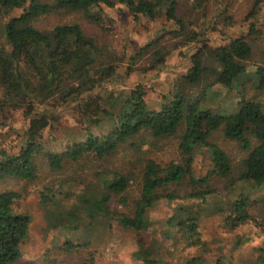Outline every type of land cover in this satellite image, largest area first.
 Listing matches in <instances>:
<instances>
[{"label":"trees","instance_id":"16d2710c","mask_svg":"<svg viewBox=\"0 0 264 264\" xmlns=\"http://www.w3.org/2000/svg\"><path fill=\"white\" fill-rule=\"evenodd\" d=\"M193 1L204 4L210 0ZM120 6L135 21L165 17L177 25L162 33L164 39L174 41V48L202 43L192 55L189 72L175 81L174 89L154 109L148 108L147 92L141 85L117 95L101 88L120 76L116 55L103 49L88 34L89 29L75 19L81 17L101 28L104 10ZM179 7L180 0H0V16L7 18L6 45L0 47V129H10L17 112L28 122L24 132L16 135L12 148L0 146V182L8 178L37 181L40 157H46L51 170H60L65 162L83 157L105 159L127 146L138 150L147 144L177 143L182 162L161 166L149 161L143 169L142 195L135 203L133 216L115 217L123 228L135 232L136 257L143 264H162L151 257L147 218L161 198L207 203L215 193L214 179L264 186V101L246 94L247 85L264 93V58L250 72L254 49L249 36L212 48L204 35L194 32L191 23L179 15ZM15 11L21 13L13 16ZM254 29L252 26L251 33ZM163 38L148 44L133 59L138 60L144 52L155 53L149 68L155 70L165 62L160 51L163 47L155 49ZM239 80L242 89L235 113L222 115L203 107L212 88H233ZM65 112L75 126L67 123ZM220 131L226 140L239 143L246 152L239 166H234L230 156L212 141ZM199 150H206L211 157L212 168L204 177H197L193 168ZM127 174L112 173L104 181L105 188L117 195L125 193L132 179ZM62 191L61 187L44 184L43 202L47 204ZM19 199L14 191H0V264L18 262L30 236L32 217L18 209ZM109 201L110 196L104 195L93 201L84 199V204L89 205L86 210L90 215L114 217ZM120 201L126 204L124 198ZM252 204L249 195H241L223 208L214 205L212 209L226 213V224L235 228L252 219ZM177 211L182 216L169 218V228L183 232L189 246L199 245L202 210L180 206ZM185 264L198 263L190 259Z\"/></svg>","mask_w":264,"mask_h":264},{"label":"rangeland","instance_id":"374dc122","mask_svg":"<svg viewBox=\"0 0 264 264\" xmlns=\"http://www.w3.org/2000/svg\"><path fill=\"white\" fill-rule=\"evenodd\" d=\"M20 13L15 11L12 15ZM178 13L191 23L194 32L204 35L212 48L249 36L254 57L248 70L252 72L261 64L264 58V0H210L204 4L180 0ZM103 18L101 28L89 25L81 17L75 18L89 29L88 34L103 49L110 55H116L120 76L113 81L108 80L101 88L117 95L141 85L147 92L148 108L159 107L163 103L162 97L174 89L175 81L189 72L192 55L202 43L191 42L174 48V41L164 39L162 35L178 28L177 25L166 21L165 17L155 21L146 18L135 21L123 6L106 8ZM6 21L7 18L0 16V47L6 45ZM252 26L255 27L253 33ZM158 38L163 39L155 49L163 47L160 51H163L165 62L158 64L155 70H149L155 53L144 52L138 60L133 57ZM241 85L239 80L233 88L215 86L203 107L222 115L235 113ZM247 88L249 98L264 101V93H258L251 85ZM103 95L108 94L104 92ZM65 119L70 126H75L66 112ZM27 125L23 114L17 112L12 119V127L0 129V146L12 148L16 135L23 133ZM212 141L230 156L236 167L246 156L240 144L226 140L221 131L214 134ZM151 160L166 166L171 162L181 163L182 154L175 141L154 146L147 144L139 146L138 150L127 146L105 159L83 157L77 162H65L60 170H51L46 157H40L37 181L27 183L8 178L0 182V191L19 194L18 209L32 217L30 236L23 245L22 257L14 264H143L136 257L135 232L123 228L115 217L133 216L135 203L142 195L143 169ZM193 168L197 177L208 175L212 168L209 152L197 151ZM115 172L128 173L132 177L128 190L119 195L107 190L104 183ZM44 184L61 187L63 193L46 204L41 197ZM212 186L215 193L207 203L161 198L148 211V243L153 259L162 264H185L190 259L198 264H264V186L253 182L232 184L231 180L222 179H214ZM104 195L110 196L109 208L115 216L90 215L86 210L89 205L84 204V199L93 201ZM241 195H249L253 201L249 209L252 219L231 228L226 224V213L212 207L223 205V208ZM122 198L126 204L120 201ZM180 206L202 210L199 212L201 235L197 246H189L184 241L183 232L170 229L167 224L172 216H182L177 211Z\"/></svg>","mask_w":264,"mask_h":264}]
</instances>
